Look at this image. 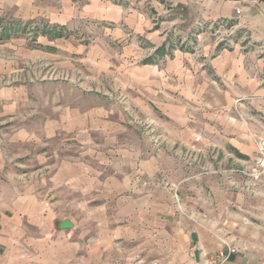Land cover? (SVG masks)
<instances>
[{"label": "rangeland", "instance_id": "1", "mask_svg": "<svg viewBox=\"0 0 264 264\" xmlns=\"http://www.w3.org/2000/svg\"><path fill=\"white\" fill-rule=\"evenodd\" d=\"M172 1L0 0V239L9 252L50 264L71 255L117 264L123 252L127 264L132 242L117 238V205L135 187L160 196L179 179L163 164L148 174L144 161L169 142L175 117L162 108L183 102L162 69L205 28L190 21L193 4ZM234 31L225 43L242 41ZM179 153L183 175L203 166ZM64 219L73 226L60 229Z\"/></svg>", "mask_w": 264, "mask_h": 264}, {"label": "crops", "instance_id": "2", "mask_svg": "<svg viewBox=\"0 0 264 264\" xmlns=\"http://www.w3.org/2000/svg\"><path fill=\"white\" fill-rule=\"evenodd\" d=\"M189 4L190 21L205 28L193 31V46L172 49L162 69V82L171 77L183 102L162 108L175 117L166 130L169 142L155 152L159 159L150 154L144 161L148 174L163 164L167 179L179 182L160 196L152 185L133 188L129 202L117 205V238L132 242L127 264H211L229 246L236 252L221 264H264V172L258 179L249 175L258 137L264 138V0H174L170 6ZM232 31L243 34L241 42L225 43ZM179 151L193 155L200 170L183 175ZM8 249L0 239V264H50Z\"/></svg>", "mask_w": 264, "mask_h": 264}, {"label": "built area", "instance_id": "3", "mask_svg": "<svg viewBox=\"0 0 264 264\" xmlns=\"http://www.w3.org/2000/svg\"><path fill=\"white\" fill-rule=\"evenodd\" d=\"M259 145V155L257 160L255 161V165L249 169V175L253 177L254 179H258L260 175L264 172V138H259L258 140ZM198 249H201V246H197ZM236 252V249L234 247H228L227 253H219L216 258H211V264H221L225 259L227 254Z\"/></svg>", "mask_w": 264, "mask_h": 264}, {"label": "water", "instance_id": "4", "mask_svg": "<svg viewBox=\"0 0 264 264\" xmlns=\"http://www.w3.org/2000/svg\"><path fill=\"white\" fill-rule=\"evenodd\" d=\"M72 226H73L72 222L68 219L61 220L58 223V227L60 229H67V228H71Z\"/></svg>", "mask_w": 264, "mask_h": 264}, {"label": "trees", "instance_id": "5", "mask_svg": "<svg viewBox=\"0 0 264 264\" xmlns=\"http://www.w3.org/2000/svg\"><path fill=\"white\" fill-rule=\"evenodd\" d=\"M3 30H4V32H6V31H7L6 27H3ZM158 49H159V48H158ZM161 49H163V47H162Z\"/></svg>", "mask_w": 264, "mask_h": 264}]
</instances>
